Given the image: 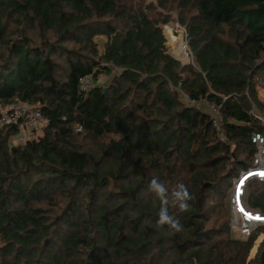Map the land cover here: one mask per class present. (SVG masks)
I'll return each mask as SVG.
<instances>
[{"label": "trees", "instance_id": "16d2710c", "mask_svg": "<svg viewBox=\"0 0 264 264\" xmlns=\"http://www.w3.org/2000/svg\"><path fill=\"white\" fill-rule=\"evenodd\" d=\"M172 12L194 64L167 51ZM258 88L264 0H0V111L27 102L45 120L22 146L0 125V264H264V225L233 238L223 207L263 131ZM185 95L220 105L224 140ZM152 178L192 193L180 233L156 226ZM243 203L264 213V182Z\"/></svg>", "mask_w": 264, "mask_h": 264}, {"label": "built area", "instance_id": "2783aa9c", "mask_svg": "<svg viewBox=\"0 0 264 264\" xmlns=\"http://www.w3.org/2000/svg\"><path fill=\"white\" fill-rule=\"evenodd\" d=\"M93 85L92 74L79 77L77 82L80 92H87ZM223 98L225 99L226 97L223 96ZM184 99L189 105L198 106V104H201L207 108V113L210 115L212 125L221 139L224 140L225 136L222 129L223 116L220 111V105L212 103L206 98L195 100L185 95ZM250 114L260 123L263 131H254L251 133L250 142L254 146L251 165L240 171L238 176L233 179L230 188V208L232 211L230 225L237 226L240 233L247 237L253 229L264 225V213L249 210L243 203L246 183L250 179L264 182V109H259L253 105ZM44 122L45 120L42 118L39 108L27 102L11 103L0 111V125L15 124L19 131L18 134L24 135L25 133L38 130ZM77 130H80V127H78ZM251 174H253L254 177L248 178ZM241 209H243V211H241ZM257 217H260V219H257Z\"/></svg>", "mask_w": 264, "mask_h": 264}, {"label": "rangeland", "instance_id": "374dc122", "mask_svg": "<svg viewBox=\"0 0 264 264\" xmlns=\"http://www.w3.org/2000/svg\"><path fill=\"white\" fill-rule=\"evenodd\" d=\"M148 2H154L155 0H147ZM172 15L174 17V20L171 21L169 24L163 25L162 26V34L165 37V46L167 48V51L170 55H172L173 57H175L176 59H178L181 63H193L194 64V59L191 55V52L189 50V45H188V37L186 35V31L185 28L183 26H181L176 20V13L172 12ZM171 38H178L180 39L181 43L185 45L184 48V54L183 55H178L176 54V50L175 47L173 45V43L171 42ZM95 41H97L98 44V49L99 52L101 53L103 51V43H104V38L103 37H97L95 38ZM174 52V53H173ZM110 81V77L106 76V75H100V80L99 83L104 85L106 83H108ZM258 95L260 97V99L262 101H264V89L258 88ZM198 107L204 111L207 112V108L204 105L198 104ZM45 125V122L41 125V127L38 130H35L31 133H25L24 135L22 134H17V135H13L9 138V143L11 145H23L27 140H31L34 138H37L39 135H41L42 133V129ZM263 182V181H261ZM258 187V185L252 186V190H253V196H255L257 194L256 188ZM231 188V187H230ZM230 188L228 189L224 202H223V207L224 209H226V211L229 213V217L231 218L232 216V211L230 208ZM248 194V190L246 189L245 192V198L247 197ZM230 234L231 237L236 238V239H246L247 236H244L240 233V230L237 226H231L230 225ZM264 240V233L260 234L257 238V240L254 243V246L250 252V256H255L258 251V245L259 243ZM264 261V260H263Z\"/></svg>", "mask_w": 264, "mask_h": 264}, {"label": "clouds", "instance_id": "9594fccd", "mask_svg": "<svg viewBox=\"0 0 264 264\" xmlns=\"http://www.w3.org/2000/svg\"><path fill=\"white\" fill-rule=\"evenodd\" d=\"M147 191L159 202L156 226L167 227L171 235L180 233L183 230L180 214L190 210V202L194 199L188 186L181 182L170 189L164 182L152 178Z\"/></svg>", "mask_w": 264, "mask_h": 264}, {"label": "bare ground", "instance_id": "6f19581e", "mask_svg": "<svg viewBox=\"0 0 264 264\" xmlns=\"http://www.w3.org/2000/svg\"><path fill=\"white\" fill-rule=\"evenodd\" d=\"M171 42L173 43L174 47H175V50H176V54L178 55H183L184 54V48H185V45L181 43L180 39H176V38H171ZM174 53V52H173ZM254 177L253 174H251L248 178H252Z\"/></svg>", "mask_w": 264, "mask_h": 264}, {"label": "water", "instance_id": "95a60500", "mask_svg": "<svg viewBox=\"0 0 264 264\" xmlns=\"http://www.w3.org/2000/svg\"><path fill=\"white\" fill-rule=\"evenodd\" d=\"M104 90H106V89H104ZM261 258H262V260H263V258H264V251H263L262 254H261Z\"/></svg>", "mask_w": 264, "mask_h": 264}, {"label": "snow or ice", "instance_id": "6c2138e0", "mask_svg": "<svg viewBox=\"0 0 264 264\" xmlns=\"http://www.w3.org/2000/svg\"><path fill=\"white\" fill-rule=\"evenodd\" d=\"M241 211H243V209H241ZM257 219H260V217H257Z\"/></svg>", "mask_w": 264, "mask_h": 264}]
</instances>
